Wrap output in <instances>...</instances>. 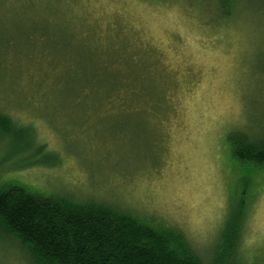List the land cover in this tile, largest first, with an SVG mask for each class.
<instances>
[{
  "label": "rangeland",
  "instance_id": "rangeland-1",
  "mask_svg": "<svg viewBox=\"0 0 264 264\" xmlns=\"http://www.w3.org/2000/svg\"><path fill=\"white\" fill-rule=\"evenodd\" d=\"M124 63L154 67L152 109L107 105ZM0 114L46 148L0 136V184L156 219L205 262L249 194L240 260L264 264V165L228 139L264 143V0L230 17L218 0H0ZM0 264L31 263L5 242Z\"/></svg>",
  "mask_w": 264,
  "mask_h": 264
},
{
  "label": "trees",
  "instance_id": "trees-1",
  "mask_svg": "<svg viewBox=\"0 0 264 264\" xmlns=\"http://www.w3.org/2000/svg\"><path fill=\"white\" fill-rule=\"evenodd\" d=\"M218 2L222 16L237 12L239 0ZM107 68L117 69L118 65L108 63ZM151 68L124 63L126 75L115 79L112 89L105 93L107 105L124 108L126 115L152 109L155 96L147 83L152 77ZM81 88L90 90L89 84ZM32 132L15 126L9 117L0 114V136L9 137L11 145H23V153L29 150L31 154L35 148L32 156L42 157L46 148L34 141ZM228 139L234 160L264 165V143L252 142L240 132L230 134ZM40 161L49 163L45 158ZM253 197L249 200L248 194L239 199L214 259L205 262L181 231L156 219L142 218L100 202L35 193L17 182H3L0 247L5 242L16 245L31 264H242L240 244Z\"/></svg>",
  "mask_w": 264,
  "mask_h": 264
}]
</instances>
